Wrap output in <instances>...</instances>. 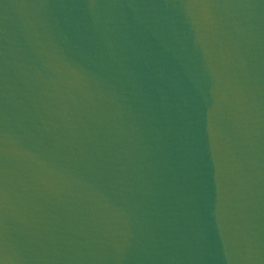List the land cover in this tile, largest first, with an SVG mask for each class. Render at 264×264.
Returning <instances> with one entry per match:
<instances>
[{"label":"water","instance_id":"water-1","mask_svg":"<svg viewBox=\"0 0 264 264\" xmlns=\"http://www.w3.org/2000/svg\"><path fill=\"white\" fill-rule=\"evenodd\" d=\"M0 264H264V0H0Z\"/></svg>","mask_w":264,"mask_h":264}]
</instances>
